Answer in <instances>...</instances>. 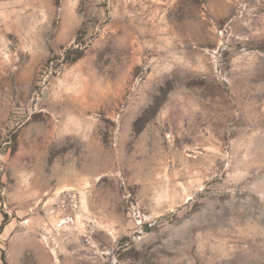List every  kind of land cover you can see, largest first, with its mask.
I'll return each mask as SVG.
<instances>
[{"label":"rangeland","instance_id":"374dc122","mask_svg":"<svg viewBox=\"0 0 264 264\" xmlns=\"http://www.w3.org/2000/svg\"><path fill=\"white\" fill-rule=\"evenodd\" d=\"M0 264H264V0H0Z\"/></svg>","mask_w":264,"mask_h":264},{"label":"bare ground","instance_id":"6f19581e","mask_svg":"<svg viewBox=\"0 0 264 264\" xmlns=\"http://www.w3.org/2000/svg\"><path fill=\"white\" fill-rule=\"evenodd\" d=\"M81 220H82V219H81ZM79 223L82 224V221H80ZM59 225H61V224H59Z\"/></svg>","mask_w":264,"mask_h":264}]
</instances>
